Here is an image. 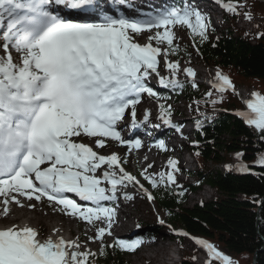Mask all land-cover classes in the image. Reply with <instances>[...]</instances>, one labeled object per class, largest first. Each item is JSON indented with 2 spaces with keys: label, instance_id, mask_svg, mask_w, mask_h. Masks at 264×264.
I'll return each instance as SVG.
<instances>
[{
  "label": "snow or ice",
  "instance_id": "obj_1",
  "mask_svg": "<svg viewBox=\"0 0 264 264\" xmlns=\"http://www.w3.org/2000/svg\"><path fill=\"white\" fill-rule=\"evenodd\" d=\"M111 2L123 6L128 0ZM224 6L234 14H240L238 8L243 7L230 2ZM65 11L94 19L73 20L63 15ZM242 14L252 19L251 13ZM176 26H186L192 37H199L202 43L208 39L207 30L211 25L199 10L187 6L137 18L123 12L109 14L108 0H0V50L3 52L0 55V205L5 216L9 213V204L25 206L20 198L36 202L46 198L61 206L65 215L93 225L95 236L88 239L100 241L99 255L105 254L103 238L113 234L116 212L104 202L117 200V193L129 184L139 185L149 201L153 196L121 166L117 153L98 154L92 146L74 138L82 135L95 138L97 149H103L109 139L129 148L142 146L139 139L123 138L118 124L130 109L132 127H138L136 105L142 95L158 98L149 86L153 74L166 88L184 87L175 78L180 70L179 61L167 59L179 51L173 44ZM152 29L156 31L147 37V43L136 42L137 36ZM258 35L264 36V33ZM162 43L167 47L162 49L159 46ZM13 50L19 54L18 63L14 61ZM160 56L164 57L171 79L158 71ZM183 72L191 78L192 88H197L193 68L185 67ZM210 83L218 98L205 103L213 106L223 100V93L234 91L233 82L220 70ZM205 95L211 98L214 93L209 91ZM245 103L246 110L237 111L236 115L264 140V95L253 91ZM159 108L158 118L179 132L180 126L170 119L171 106L161 104ZM149 115L145 110L144 122L149 120ZM196 126L199 129L202 122L197 120ZM156 147L164 150V142L159 141ZM242 155L237 153V159ZM255 163L264 166V155ZM103 165L108 170L98 173ZM177 165L178 161L170 158L169 171L157 174L159 181L148 175L147 169L140 175L153 188L158 183L179 188L174 175L179 171ZM151 167L149 164L148 168ZM236 168L250 171L244 164ZM69 193L86 203H77L69 198ZM122 194L127 200L133 199L127 192ZM179 195L183 196L184 192L180 191ZM27 207L31 209L35 205L29 203ZM96 221L104 222V226H95ZM194 240L206 249L208 264L213 260L234 264L211 243ZM142 243V239L131 242L116 239L107 247L132 252ZM80 247L78 238L66 241L62 236L56 239L49 236L41 240L38 231L27 224L20 227L13 223L0 229V264H91L90 258L96 253L88 249L79 251Z\"/></svg>",
  "mask_w": 264,
  "mask_h": 264
},
{
  "label": "trees",
  "instance_id": "obj_2",
  "mask_svg": "<svg viewBox=\"0 0 264 264\" xmlns=\"http://www.w3.org/2000/svg\"><path fill=\"white\" fill-rule=\"evenodd\" d=\"M219 2L225 11L224 5L230 2L243 5L238 11L264 14V6L250 0ZM192 44L209 67L220 70L233 83L248 85L264 95V36L258 35L255 43L249 42L245 33L235 37L225 34L202 43L199 37H192ZM213 93L211 98L202 97L197 88L193 92L189 88V96L202 106L214 107L205 103L218 98L215 91ZM239 106L237 98L226 92L223 93V100L215 105L224 109ZM197 120L202 122V126L199 129L196 126L194 142L190 147L202 167L195 175L196 183L183 188L165 183L152 187L155 204L172 226L216 243L229 253L236 264H264V166L255 163L260 155H264V140L259 138L253 127L244 125L229 112L214 114L210 120L205 117ZM236 151L243 154L242 160L249 167V173L234 175L206 168L207 162L217 167ZM202 185L213 189L217 197L186 205L185 195L180 196L179 192H184L185 188L196 191ZM101 261L102 264H129L118 253L111 255L108 251ZM182 264L191 263L184 260Z\"/></svg>",
  "mask_w": 264,
  "mask_h": 264
},
{
  "label": "rangeland",
  "instance_id": "obj_3",
  "mask_svg": "<svg viewBox=\"0 0 264 264\" xmlns=\"http://www.w3.org/2000/svg\"><path fill=\"white\" fill-rule=\"evenodd\" d=\"M187 7H191V6L187 5ZM217 11H218L217 8H215V15L217 14ZM252 19L255 21H264V18L259 17V16L253 17ZM214 20L218 21L216 18H214ZM173 31L175 33L174 41H173L174 43L180 44V43H184L187 41V35L183 31L182 26H176L173 29ZM137 38L141 39L142 36H138ZM141 43H142V41H141ZM145 43L146 42H144L142 44H145ZM153 43L155 46V41H153ZM158 59L161 60V62H163V58L161 56L158 57ZM168 60L172 61V59H168ZM189 61H191V62H179L180 68H181V66L187 65V66H193L194 68L200 70L203 73L209 72L212 75H215V73H216V71H213V69H208L205 66H203L201 64V60H200L199 56H197V55H192V57ZM179 73H180V75L182 74L183 76L184 75L186 76V74L183 73L182 71ZM211 79H214V78H212V76H211ZM210 87L211 86H209V85H204L203 89H208ZM253 91L256 92L255 89H253V88H251L245 84H240V86L237 87L236 93L239 94V100H240V103L242 105L241 110H243V111L246 110V103L245 102L251 98V93ZM159 103H161V101H159ZM187 103L188 104L186 105V107H184L185 105H183L182 103H180L181 105L176 104V107L178 109H180V111L183 112L185 117H187V115H192L193 113H195L197 111L203 112L202 109H197L191 102H187ZM185 127L187 129L191 128L190 123L185 124ZM189 134L190 133L187 131V135H189ZM185 141H186V139L184 140V138H182V137L179 139L180 143H184ZM107 145L111 146L112 149L117 151V154L121 157V160H124L125 157L127 158V162H123L124 164L126 163V166H125L126 168L124 167V169L127 172H129L130 174H132L133 176H135L134 175L135 173H141L143 170L146 169L143 165L144 164L143 158L141 156H138V154L136 155V159L134 162L133 161L134 154H131L130 151L124 154L121 151V149H118L117 147H115V143L111 142V143H108ZM150 154L153 157L152 161L150 162L152 167L147 168V174L150 176H153V177H155L160 172L169 170L168 160L170 158L171 159H178V161L180 162L182 167L183 166L185 167V168L183 167L184 169L189 168V170L192 171V170H194L193 168H195V166H196V165H194V161H191V158L188 155V152L186 150H183L182 152H178L176 150V146H172L168 150L167 149L163 150L161 153L158 150H156V148H151ZM230 156H231L230 162L234 163L235 165L242 164L240 162V160L237 159L236 153L231 154ZM183 159H184V161L186 160L189 163L187 165H183ZM103 167L108 170L107 166H103ZM206 168L207 169H217L219 167H215L213 164L207 162ZM116 171L118 173V169ZM138 177H139L138 179H140L144 182L147 181L141 175ZM140 180H139V182H142ZM184 180H187V179H185L182 174H180L177 177V182H179V183L183 182ZM188 181H190V180H188ZM138 190L141 192V190L136 186H134V188H132V191L137 193L139 199L141 200V202L139 204H137V207H136V210H135V213L133 216L138 215V218L144 220L141 222H143L144 224H151V223H153L152 220L153 219L156 220V218L159 217L160 214H158V212L152 207V204L149 200L147 201L145 198L142 197V194L140 195V192ZM215 197H217V193L213 189H210L207 186H202L198 191L194 192L193 194H189L187 196L186 205L191 206L194 203L204 201V200H210V199H213ZM36 206H39L43 210L46 208L44 205H41L39 203H36ZM47 209L51 212H54L50 207H47ZM129 211L130 210H128V212ZM66 216H68V215H62V217H64V218H66ZM159 218L161 219L162 216L160 215ZM83 222L84 223L81 225V230H80L81 232L79 235V240H80V242H82L84 244V246L81 245L82 248H80L79 251H84L85 249H88L90 251H96L99 248L100 244L97 243V244L91 245L87 242L88 237L90 235L88 233H90L89 231L92 230V227L87 222H85V221H83ZM39 225L42 228H44V230H45L44 236L42 237V239H46L48 237L47 236V231H48L47 228L48 227H46L43 223H41ZM136 230H137V228H136V224H134V219L130 220L128 222V230L126 232H124L123 234H121L120 236H118L119 237L118 239H123V240L129 241V239H131L132 236L135 234ZM76 231H78L77 227L74 226V223H72L70 226V233H71V236L73 237L72 239H74V238L76 239V236H77ZM158 231L162 232L164 235H166V233H168L166 228L164 230L163 228L158 227ZM138 232H141V231H138ZM62 234H63V238H65V239L68 238L67 233L62 232ZM159 237H160V235H158L156 237V239ZM112 240L115 241V237L114 238H110V237L106 238V241L108 243H110ZM163 240H165L164 243H165L166 249L164 250V253L162 251L163 258H161V261L165 260V264H179V262L182 260L181 256H183V255H188V257L190 258V262L193 264H207V261L209 260L207 254L203 251L201 246H199L195 243L194 239H190V238H187L185 236H182V239H181L182 242L177 243L172 238L168 237V239H167L163 236ZM147 245H149V243H146V247H147ZM144 246H142L140 249L143 250V248H145ZM157 248L158 247H155L154 250H156ZM216 248L222 254L227 255L232 260L230 255H228L229 254L228 252H226L225 250H223L221 248H220L221 249L220 250L217 246H216ZM139 250L136 251L137 253H134V254L128 253L129 255H125L126 256L125 259L129 262V264H160L161 263V261H158V262H160V263H158L157 261L153 262V261L147 260V258L149 259V256L153 255V252H151V251L142 252L141 250H140L141 251L140 252ZM193 257H195V259H193Z\"/></svg>",
  "mask_w": 264,
  "mask_h": 264
},
{
  "label": "bare ground",
  "instance_id": "obj_4",
  "mask_svg": "<svg viewBox=\"0 0 264 264\" xmlns=\"http://www.w3.org/2000/svg\"><path fill=\"white\" fill-rule=\"evenodd\" d=\"M147 0H128V3L120 6V7H125V6H129V5H135V7H132V9L134 8H139L136 7L138 5H143V3H145ZM108 4H109V8H115L116 4L112 3L111 0H108ZM146 4H148V2H146ZM137 11V10H135ZM134 12V11H132ZM159 66L164 67L165 69L166 66H163L161 64H159ZM185 67H191L193 68V70L196 72L197 75H201V74H205V76H209L212 78L215 77V75L210 74L209 72H201L200 70L194 68L193 66H181L180 70L183 71V68ZM162 69L161 71L165 70ZM211 75V76H210ZM156 83H158V80L156 81ZM156 89V88H155ZM153 102V98L152 97H146L143 98L142 101H140L139 104L136 105V112H137V120L140 124V127H143L144 124H146L150 119H154L157 118L156 115V110L152 105ZM145 110H147L149 112V120L147 122L143 121V115ZM123 124H125V122H123ZM179 126H181V124H179ZM184 130H186V128H183ZM176 140V137H173L172 140H170V142H173ZM120 147V146H118ZM149 145H147L146 143L142 144V146L139 149H133L135 152H138V156H141L144 160V167H148V165L150 164V162L152 161V155L150 154L149 151ZM95 151H97L98 153H102L103 155H110L112 152H114L111 149L108 148H103V149H97L94 146ZM128 148H123V150H127ZM146 157V159H145ZM186 162V161H185ZM186 164H188V162H186ZM103 169L98 170V173L101 172ZM143 184V183H140ZM132 185L134 184H129L127 188H122V190L120 192L117 193V200L112 201V202H106V206L115 209L116 212V216L113 222V227L111 229L112 231V235L111 236H115L117 235V233H123L126 232L128 230V222L130 220H138V215L133 216L137 207V204H139L141 202V200L139 199L137 193L133 192L130 187H132ZM123 192H127L130 195H132L133 199L131 200H127L124 198L123 196ZM35 201V200H34ZM33 200L32 201H22V203H24V207H19L16 206L15 204H9V213L7 214V216H5L2 212V205H0V229H3L5 226H11L13 223L17 224V221H20L19 223H23L22 225L24 226L25 224L34 227V226H38L39 224L43 223L46 227H48V237L51 236L53 239H56L59 236H62V232L67 231L69 229V225L71 224V219H63L62 222H57V218L56 215L50 213L47 211V209L43 210L41 209L39 206H36L35 202ZM34 204L35 207L34 208H28L27 204ZM41 204H43L41 202ZM57 208V207H55ZM11 209V210H10ZM128 210H130L128 212ZM128 213H127V212ZM57 213V212H56ZM15 216V217H14ZM79 219L76 218L77 224L78 226L81 225L78 222ZM26 222V223H25ZM19 226V225H18ZM95 226H104V222L102 221H96L95 222ZM54 230H57L54 233ZM90 234L89 237H94L95 236V228L92 225V230L89 231ZM47 237V238H48ZM105 237H109V236H105ZM194 239V238H193ZM66 241L70 240L69 239H65ZM165 240H162V237L157 238L155 241H153L151 244H149L146 248H144L143 250H141L142 252H153V255L149 256V259L147 258V260L153 261V262H158L161 261V258H163L162 255V251L164 253V250L166 249ZM87 242L89 244H92L95 242V240L90 241L89 239L87 240ZM82 245V243H80ZM155 247H158L156 250H154ZM216 248V247H215ZM217 249V248H216ZM218 250V249H217ZM203 251L207 254L206 249H203ZM219 251V250H218ZM160 263V262H158ZM221 263V262H220ZM160 264H165V260H162Z\"/></svg>",
  "mask_w": 264,
  "mask_h": 264
}]
</instances>
